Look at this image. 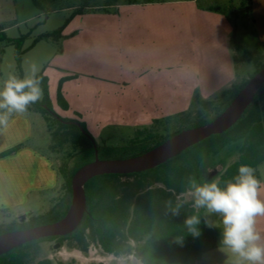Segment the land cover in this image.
Returning <instances> with one entry per match:
<instances>
[{
  "label": "rangeland",
  "instance_id": "rangeland-1",
  "mask_svg": "<svg viewBox=\"0 0 264 264\" xmlns=\"http://www.w3.org/2000/svg\"><path fill=\"white\" fill-rule=\"evenodd\" d=\"M37 2L38 4L34 0H3L2 3L0 25L5 28V35L8 38L27 35L22 46L23 50L29 48L39 35L64 26L58 41L51 39L38 41L39 44L36 42L33 47L22 53V79L29 73L31 66L36 65L37 73L43 70L44 75L50 79L49 102L53 112L63 118L77 119L96 126L100 120L99 106L104 96L110 94L106 100L118 102L121 98L117 97H120L127 88V80L140 72L142 74L143 63L145 64L150 55L152 57L157 54L156 50L148 51L140 41L139 44H129L127 40V20L134 16L129 11L135 9L127 7L133 3L142 4L146 0H37ZM197 4L200 7L217 6L220 10L211 9V12H206L205 19L200 18L199 33L188 43L176 48L168 44L167 49L160 50L161 54L167 59H172L179 57V53L174 54V49L177 52L181 50L184 57L187 56L184 54L186 51H191V57L201 76L216 74L220 69L217 56L222 43V29L218 23L230 19L232 31L229 51L237 73L236 84L249 79L255 65L249 60L246 51L258 57L264 64V48L261 42V39L264 40V0H251V12L248 11L249 0H197ZM76 9H80L81 13L74 14ZM67 19L69 22L65 24ZM0 52L3 57L0 65V87H2L3 82L10 75L18 77V72L15 46L5 41L0 42ZM59 85L68 109H63L57 101ZM39 88V100H42L43 92L40 86ZM218 97L219 95L214 98L217 104L220 102ZM200 108L196 103L187 112L193 118ZM186 116L183 119L177 116L167 118L156 125L157 132L165 134L166 131H173L185 125L188 123V120H185ZM214 116L215 112H210L209 118L212 119ZM37 117L36 135L42 132L48 140V145H43L38 150L41 154L50 157L58 170L70 161V148L68 145L63 148H53L49 132L42 131L47 124L44 116L38 112ZM55 127L56 124L53 123L52 128ZM136 130L108 127L98 132L95 128L88 129L99 145L104 144L105 141L111 146L127 144L135 138ZM242 143V139L231 140L218 152L208 155L200 166L199 179L195 182L197 184L216 182L226 166L238 159ZM252 169L256 179L258 177L260 185L264 187V161ZM191 190L192 184L182 196L187 202H193ZM63 196L62 179L59 177L54 193L48 191L40 194L39 201L31 202L27 209L32 211V215L42 214L52 209ZM21 215L13 216L8 222L7 219L0 217V224L18 221ZM25 215L24 221H27L28 215ZM204 219L208 227L222 225V222L206 209ZM56 243L57 240L40 242L37 255L28 264H35L44 258L53 262L64 261L74 264L92 262L119 264L121 257L105 253L96 244H92L88 251L83 253L77 249H69L65 245L55 249Z\"/></svg>",
  "mask_w": 264,
  "mask_h": 264
},
{
  "label": "trees",
  "instance_id": "trees-1",
  "mask_svg": "<svg viewBox=\"0 0 264 264\" xmlns=\"http://www.w3.org/2000/svg\"><path fill=\"white\" fill-rule=\"evenodd\" d=\"M34 2L38 4L37 0ZM250 5L251 0H249V12H251ZM79 13H81L80 9L74 12V14ZM68 22L69 19L65 24ZM4 29L0 25V42L5 41L15 46L16 69L18 78L22 79V53L40 40L58 41L64 26L39 35L26 50H23L22 46L27 35L8 38ZM246 52L249 60L255 65L253 75L264 64L258 57ZM36 75L40 81L43 98L30 104L29 108L44 116L53 148H63L66 145L70 148V161L57 170L62 179L64 196L47 212L39 215L27 214V221L15 220L9 224H0V233L55 222L62 218L69 207L73 174L82 165L94 159L92 142L76 125L61 121L78 120L63 118L53 112L49 102L48 78L43 70ZM247 81L248 79L243 80L223 91L218 97L220 101L218 104L214 99L205 101L196 96L195 101L200 105V110L193 118L187 111L176 114L175 116L182 119L187 115L185 120H188V123L173 131H166L165 134L157 132L156 125L171 118L167 117L154 120L151 127L137 129L135 138L125 145L111 146L105 141L104 144L97 143L99 157L109 159L135 156L184 128L210 121V112H215V116L219 114ZM57 101L63 109H68L60 85ZM78 122L88 131L84 122ZM53 123L56 124L55 129L52 128ZM238 139L243 140L238 159L227 165L216 181L221 188L234 181L241 165L256 168L264 161V85L237 123L226 132L212 135L165 163L144 172L104 174L90 179L85 185L87 210L76 230L66 236L48 237L17 247L1 255L0 264H28L37 255L39 243L52 240H57L60 246L65 245L69 249H77L83 253H86L92 244L98 245L105 253L116 257L135 252L143 264H195L203 253L213 248L225 247L222 243L223 225L206 226L205 209H195L193 202L185 201L182 196L188 191L192 181L199 179L200 166L204 159L211 153L218 152L227 142ZM213 214L219 222H222L218 214ZM193 215L201 220L197 226L198 235H193L185 224L186 219ZM35 264L74 263L53 262L44 258Z\"/></svg>",
  "mask_w": 264,
  "mask_h": 264
},
{
  "label": "crops",
  "instance_id": "crops-1",
  "mask_svg": "<svg viewBox=\"0 0 264 264\" xmlns=\"http://www.w3.org/2000/svg\"><path fill=\"white\" fill-rule=\"evenodd\" d=\"M2 3L0 0V16ZM127 8H135L129 11L134 16L127 20L129 44H139L140 41L148 51L156 50L157 54L146 59L142 74L140 72L127 80V88L117 97L121 98L118 102L107 101L110 94L104 96L105 100L99 106L100 120L96 126L86 122L88 129L95 128L98 132L108 127L142 129L154 120L187 111L196 105V96L200 100H212L236 84L237 73L229 51L230 19L218 23L222 29V43L217 56L220 69L216 74L201 76L191 51H186L184 54L187 56L184 57L181 50L177 52L174 49V54L179 53V57L172 59H167L160 52L167 49L168 44L176 48L192 40L199 33L200 18L205 19L206 12H211V9L219 11V7H200L197 0H146ZM261 42L264 48V40ZM2 62L0 52V65ZM49 83L50 79L48 86ZM37 115L38 112L28 106L25 112L13 113L6 124H0V217L7 222L18 214L32 215V211L27 209L30 203L39 201L40 194L54 193L59 182L52 160L38 150L48 145V140L42 132L36 135ZM42 131L48 132L47 124ZM10 150L14 151L7 153ZM259 198L264 200V187L261 185ZM256 229L264 243V216L256 218ZM237 259L226 247H217L203 253L195 264H236Z\"/></svg>",
  "mask_w": 264,
  "mask_h": 264
},
{
  "label": "water",
  "instance_id": "water-1",
  "mask_svg": "<svg viewBox=\"0 0 264 264\" xmlns=\"http://www.w3.org/2000/svg\"><path fill=\"white\" fill-rule=\"evenodd\" d=\"M263 85L264 66L248 79L229 104L210 121L202 125L184 128L151 149L126 158H100L97 142L78 121L61 120L76 125L82 134L92 142L94 159L82 165L73 174L71 199L65 215L55 222L0 233V256L29 242L69 235L77 229L86 213L85 185L90 179L104 174L144 172L165 163L212 135L226 132L241 118ZM47 109L50 111L49 108ZM25 217L26 215L22 214L20 221L23 222ZM59 247L60 243L54 245L55 249Z\"/></svg>",
  "mask_w": 264,
  "mask_h": 264
},
{
  "label": "clouds",
  "instance_id": "clouds-1",
  "mask_svg": "<svg viewBox=\"0 0 264 264\" xmlns=\"http://www.w3.org/2000/svg\"><path fill=\"white\" fill-rule=\"evenodd\" d=\"M38 68L32 65L23 79L10 75L0 87V124H6L13 113H23L40 98ZM260 182L254 170L241 165L233 182L221 188L217 182L197 184L192 181L191 195L195 209L222 218V243L238 259L236 264H264V243L256 229V218L264 216V200L259 198ZM198 216L186 219L193 235H198ZM119 264H143L135 252L119 258Z\"/></svg>",
  "mask_w": 264,
  "mask_h": 264
},
{
  "label": "flooded vegetation",
  "instance_id": "flooded-vegetation-1",
  "mask_svg": "<svg viewBox=\"0 0 264 264\" xmlns=\"http://www.w3.org/2000/svg\"><path fill=\"white\" fill-rule=\"evenodd\" d=\"M20 220V219H19Z\"/></svg>",
  "mask_w": 264,
  "mask_h": 264
}]
</instances>
